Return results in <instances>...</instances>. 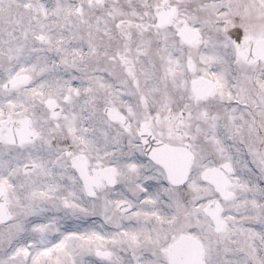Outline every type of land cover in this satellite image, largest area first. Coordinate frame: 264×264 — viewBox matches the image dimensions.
<instances>
[{"label":"snow or ice","instance_id":"obj_1","mask_svg":"<svg viewBox=\"0 0 264 264\" xmlns=\"http://www.w3.org/2000/svg\"><path fill=\"white\" fill-rule=\"evenodd\" d=\"M0 264H264V0H0Z\"/></svg>","mask_w":264,"mask_h":264}]
</instances>
